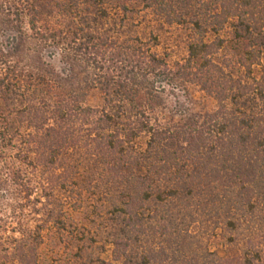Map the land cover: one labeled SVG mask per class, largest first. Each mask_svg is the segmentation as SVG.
<instances>
[{
  "label": "trees",
  "instance_id": "obj_1",
  "mask_svg": "<svg viewBox=\"0 0 264 264\" xmlns=\"http://www.w3.org/2000/svg\"><path fill=\"white\" fill-rule=\"evenodd\" d=\"M20 2L29 60L0 51V204L23 218L13 235L0 219V261L39 264L45 230L63 236L70 211L86 205L84 193L105 188L111 218L102 239L115 261L141 244L131 263L264 264V73L256 75L264 70V0ZM133 4L188 27V58L173 68L157 43L122 37L113 11ZM9 15L5 25L25 34L21 13ZM226 29L241 75L231 60L215 59L225 39L205 40ZM47 49L61 55L60 71L37 65ZM193 83L217 110L170 109L166 85ZM93 89L104 95L102 108L86 105ZM143 136L144 148L136 143ZM221 222L236 234L248 226L230 238L234 255L219 256L191 232L195 223L210 231Z\"/></svg>",
  "mask_w": 264,
  "mask_h": 264
},
{
  "label": "rangeland",
  "instance_id": "obj_2",
  "mask_svg": "<svg viewBox=\"0 0 264 264\" xmlns=\"http://www.w3.org/2000/svg\"><path fill=\"white\" fill-rule=\"evenodd\" d=\"M20 1L0 0V51L22 56L25 59L23 63L26 64L29 57L26 58L28 49L25 40H27L29 26L28 17L23 12L24 10L21 9ZM131 6L130 11L127 13L113 11V20L111 22L117 25V30L122 37H140L144 41H150L151 45L157 43L154 51L166 57L173 68L188 58L189 45L193 39L192 32L188 27L167 24L153 10L145 9L138 4ZM10 10L12 14H14V11L21 13L25 34L13 26H6L3 22L4 19L10 18ZM218 36H221L226 42L222 50L215 55V59L218 63L224 64V66L229 64V60H231V71L235 75L243 74L242 67L237 64L238 48L236 43L232 41V31L226 29L219 35L211 32L205 40L210 43L215 41ZM14 37L18 38V42L22 41V45L21 43H16L17 40L15 41ZM17 60L15 58V62ZM35 61L41 67H44V63L48 62L59 71L64 67L61 55L57 53L55 57H51L48 49L43 50V53L37 54ZM261 69L262 67L256 69V75L259 77L264 73V70L262 69L261 71ZM165 95L171 110L191 107L195 112L205 113L213 112L218 108L216 99L207 91H204L201 86L194 83L188 84L187 89H174L173 86L166 85ZM0 103L3 104L2 101ZM16 103L17 107H24V102L21 100ZM86 105L102 108L105 105L103 93L99 89L91 90L88 94ZM2 109H4L5 113H9L7 104L2 105ZM136 143L140 147H146V137L143 136L137 139ZM79 180L82 181L83 179ZM104 190L105 188H100L84 193L86 205L80 211H70L72 219L69 220L68 224L71 226L69 227L68 225V230L63 236L57 235V232L52 229L45 230V241L39 249V264H125V261L128 264H134V261L131 263L130 260L131 258L135 260L139 253L142 252L143 246L141 244L132 246L128 251V256H124L121 261H115L113 246L106 242L107 239H102L106 238V233L110 229L108 219L111 218L110 214L107 213L109 208L105 205L106 196ZM9 201H5L4 204H8ZM151 206L154 208V204ZM20 218H23L21 210L15 214L14 209L9 205L3 206L0 204V219L6 222L8 226L7 234H14L12 229L18 227ZM34 226L35 222H31V227ZM247 229L248 226H244L239 231V234H236L226 229L221 222L216 229L207 231L202 223H195L191 227V232L197 234L196 236L202 245L209 246L211 251L219 256H225L228 253L234 255L238 252L237 247L231 246L230 238L232 236L239 237V235L242 238L244 236L243 233H247ZM16 235L21 236L20 234ZM0 264L14 263L10 262V260L7 262L1 260Z\"/></svg>",
  "mask_w": 264,
  "mask_h": 264
}]
</instances>
